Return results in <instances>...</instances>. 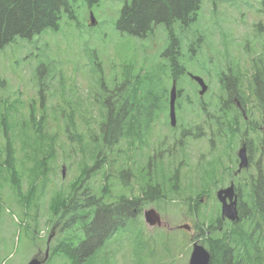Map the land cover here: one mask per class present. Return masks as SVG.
Masks as SVG:
<instances>
[{
	"label": "rangeland",
	"instance_id": "rangeland-1",
	"mask_svg": "<svg viewBox=\"0 0 264 264\" xmlns=\"http://www.w3.org/2000/svg\"><path fill=\"white\" fill-rule=\"evenodd\" d=\"M124 1H72L57 30L0 48V264H27L33 257L42 264H69L52 250L61 240L77 244L83 238L81 225L91 221L93 208L76 210L84 214L83 222L72 221V212H62L61 204L86 189L104 202L123 196L144 200L82 264H187L192 243L207 248L206 229L218 226L216 191L234 181L243 199L259 161L264 169L261 136L251 131L260 115L248 97L247 120L236 105L227 110L219 82L231 67L247 77L249 59L264 42V0H202L194 21L175 23L185 69L176 80L177 125L170 126L167 108L142 142L103 145L98 127L104 98L123 95L126 80L135 87L137 76L142 80L153 68L167 98L172 82L162 56L169 45L167 29L157 24L143 38L118 32ZM187 72L205 80L202 97ZM197 126L203 136L178 142L184 127L197 132ZM250 138L252 164L234 175L239 144ZM122 172H129L123 180ZM149 186L161 195L145 199ZM149 209L160 224L145 222L143 212ZM184 224L189 229L179 227ZM229 228L226 221L220 230Z\"/></svg>",
	"mask_w": 264,
	"mask_h": 264
},
{
	"label": "trees",
	"instance_id": "trees-1",
	"mask_svg": "<svg viewBox=\"0 0 264 264\" xmlns=\"http://www.w3.org/2000/svg\"><path fill=\"white\" fill-rule=\"evenodd\" d=\"M72 1L75 0H0V48L17 38L32 39L47 30H57L62 14H69ZM85 1L91 5L97 0ZM201 3L202 0H125L115 27L120 33L143 38L152 32L155 25L163 24L169 33V45L162 56L169 62L172 78L177 79L185 69L178 55L179 41L173 26L175 23L187 26L194 21ZM261 58L264 59V56ZM161 67L163 71L165 65L161 64ZM230 69L232 73L219 78L228 94L225 108L235 105L232 102L234 94L245 91L242 88L244 81L247 90H258L256 93L261 97L254 100L260 109H264V75L251 82L247 77H240V70ZM159 74L158 69L153 68L143 75L142 80L137 76L135 87H130L129 80H126L122 86L123 95L116 92L112 95L113 100L110 97L103 99V119L98 130L105 146L112 149L122 140L133 143L136 138L141 142L149 124L167 109V88L162 86ZM125 174L128 176L129 172L121 173L122 180ZM249 190L242 199L245 206L237 222L230 223V228L224 230L219 229V224L207 227L211 264H264V176L253 178ZM144 195L145 199L152 200L161 194L155 186L147 187ZM64 200L61 204L64 213L68 210L73 213L77 209L73 205L77 203L83 204L81 206L84 208H93V217L87 225L83 241L74 244L72 240H62L52 250L64 255L69 264H82L104 244L110 233L139 211L144 199L141 196H123L104 202L102 197L96 198L86 189L80 196L75 191L72 197ZM216 221L220 223L221 220L217 218Z\"/></svg>",
	"mask_w": 264,
	"mask_h": 264
},
{
	"label": "flooded vegetation",
	"instance_id": "flooded-vegetation-1",
	"mask_svg": "<svg viewBox=\"0 0 264 264\" xmlns=\"http://www.w3.org/2000/svg\"><path fill=\"white\" fill-rule=\"evenodd\" d=\"M258 44V43H257ZM256 44V45H257ZM259 49L258 51L253 54L251 56V58L249 59V62H250V65H249V71H248V74H247V78H249V80L251 82H256L255 81V78H258L260 77V75H264V59H262L261 57L264 56V42L260 43L259 44ZM232 73V70L230 68H228V72L226 74H230ZM225 73H221L220 77L221 78L223 75H226ZM253 80V81H252ZM220 81V80H219ZM243 92H240V93H236V94H232L234 96V98L232 99V102L236 105V109L238 111L241 112V114L243 115V118L245 120H247V117L245 115V112H246V108L244 107L247 103L246 101V97H248L249 101L252 103V108L251 109H254V110H257L258 114L260 115V119L258 122H254L253 124H251V127H252V132H256L258 133L261 137L258 138L259 140H261V143H260V147L264 150V113H262L261 111L264 112V109H260L256 103H255V100L254 98L256 97H261L260 94H257L256 91H258L257 89H250V90H247V87L245 86H242ZM257 88V87H256ZM225 93V100L227 99L228 97V94L226 91H224ZM230 94V93H229ZM178 96V95H177ZM200 96V95H199ZM203 96V95H202ZM200 96V97H202ZM240 96V97H239ZM239 97V98H238ZM177 100V99H176ZM224 100V103H226V101ZM167 105H168V101H167ZM168 108V107H167ZM227 110L230 109V108H226ZM225 108H221V110L224 112V110H226ZM237 116L235 115L234 116V123L237 122L236 120ZM216 121L218 122L217 123V126H218V134H221V131H220V128L223 124H221L222 122L220 121V119H216ZM154 123V122H153ZM153 123L149 124L148 126V132H147V135L149 134V131H150V128L152 127ZM208 124V123H206ZM175 127V126H173ZM198 131L195 132H191L187 127H184L181 132L179 133V139H178V142L179 143H182L184 142L185 139L187 138H191V137H200V136H203V133L205 132L204 130H200L202 128H200L199 126H197ZM242 146H245V150H246V156H247V161H248V164L246 167L242 168L241 170H239V159H238V150L242 147ZM238 150L236 151V156H235V162L237 164V169L235 171H233L232 173L234 175H237L238 173H240L242 170H247L251 164H252V157H253V153H254V149H253V138H250L248 141H246L245 139L244 140H241L240 144H239V147H238ZM152 161V160H150ZM148 162L149 165H151V162ZM234 169V168H233ZM221 170H222V167H221ZM261 176H264V169L263 167H261L260 165V161H259V164L257 165V168H256V173L254 175L253 178L255 177H261ZM231 183V181L229 182V184ZM235 191H236V194H237V209H238V213L240 215V212L242 210V207L245 206V204L242 202V199H241V195H240V192H239V189L238 187L235 185ZM202 200V199H201ZM81 205L83 204H80V203H77L76 205H73V206H77V207H81V208H84L82 207ZM88 208H92L91 206ZM136 210V209H135ZM77 218L75 220H78V219H82L81 222H83V214L82 216L81 215H76ZM220 223L218 221H216L217 224H219V229H222V225L228 221L224 218H221L220 217ZM226 220V221H225ZM74 221V220H72ZM89 224V222L87 223H82L81 225V231H82V235H83V238L81 240H79L77 242L80 243L81 241H83V239L86 237V228H87V225ZM43 261V260H42ZM212 262V261H211ZM211 264V263H210Z\"/></svg>",
	"mask_w": 264,
	"mask_h": 264
},
{
	"label": "water",
	"instance_id": "water-1",
	"mask_svg": "<svg viewBox=\"0 0 264 264\" xmlns=\"http://www.w3.org/2000/svg\"><path fill=\"white\" fill-rule=\"evenodd\" d=\"M91 24H94V18L90 16ZM190 77L199 85V95H203L207 90V85L204 80L198 76L190 74ZM177 96L176 82L173 80L172 86L169 92V119L170 125H176V113H175V101ZM239 170L246 167L248 164L245 146H242L238 150ZM64 169H62V174ZM216 197L221 204V217L230 221H236L239 219L237 209V195L234 189V183L231 182L229 186L221 188L216 192ZM145 222L149 225L160 224V218L156 214L155 210L149 209L144 211ZM181 228L189 229L187 224L180 226ZM211 254L210 252L198 241H194L192 244L191 253L187 264H210ZM27 264H41V260L38 258H32Z\"/></svg>",
	"mask_w": 264,
	"mask_h": 264
},
{
	"label": "bare ground",
	"instance_id": "bare-ground-1",
	"mask_svg": "<svg viewBox=\"0 0 264 264\" xmlns=\"http://www.w3.org/2000/svg\"><path fill=\"white\" fill-rule=\"evenodd\" d=\"M181 52H182V51H181ZM145 90H146V89H145ZM100 111H101V110H100ZM71 116H72V115H71ZM95 119H96V118H95ZM99 121H100V120H99ZM80 138H81V137H80ZM77 140H79V138H78ZM77 140H76V141H77ZM85 141H86V140H85ZM79 142H80V141H79ZM103 145H104V144H103ZM104 146H105V145H104ZM64 148H65V147H64ZM83 157H84V156H83ZM122 160H123V159H122ZM143 171H144V170H143ZM124 186H125V185H124ZM107 190H108V189H107ZM107 190H106V191H107ZM107 195H108V194H107ZM203 214H204V213H203Z\"/></svg>",
	"mask_w": 264,
	"mask_h": 264
}]
</instances>
